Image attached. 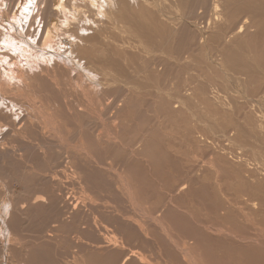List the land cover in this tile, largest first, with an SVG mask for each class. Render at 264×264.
<instances>
[{
    "label": "rangeland",
    "instance_id": "rangeland-1",
    "mask_svg": "<svg viewBox=\"0 0 264 264\" xmlns=\"http://www.w3.org/2000/svg\"><path fill=\"white\" fill-rule=\"evenodd\" d=\"M10 1L0 0V18L10 8ZM191 1L195 3V10L194 15L189 16L190 21L203 29L212 14L204 4L197 5L201 0ZM235 1L233 3L238 7L252 1L256 22H260L259 29L251 26L242 37L230 42L232 39L228 36L226 41L225 37L231 31V17L223 23L211 20L205 27L208 31L206 52L197 35L178 29L177 34L173 28L174 45H183L176 49L182 53L178 57L180 61L163 59L152 72L144 68L145 61L153 56L152 51L159 49L137 54L141 49H117L114 41H119V37H113L112 41L108 39L107 45L97 39L94 50L82 51V57L90 58L98 69L105 70L110 66L114 67L110 68L112 71L119 68L125 73L121 84H110L105 90L98 84L102 79L98 82L84 77L77 80L75 69L61 63L53 64L52 54L67 56L73 41L63 32L57 37L55 46L42 49L44 53L48 51V55L38 51L39 33L34 40L26 36L30 47L0 43L2 71L8 76H17L20 70H29L27 74L33 85L29 94L33 95L37 88L36 96L30 94L31 99L36 103L45 101L48 107L44 105V109L51 115L57 113L59 117L61 114L63 118L64 114L66 119L61 120L64 127L60 128L63 139L67 138L70 129L65 102L78 97L77 103L89 107L86 108L88 115L80 114L71 123L78 138L86 141L85 150L77 151L76 155L69 151L59 154L53 144L55 154L52 148L45 149L50 142L59 141L53 133L47 130L41 135L40 131L28 128L30 141L34 143L43 138L48 142L43 155L32 150L31 153L21 152L26 165L34 166L33 159H40L32 166L33 173L25 175L23 161L19 164L17 158L13 163L21 167L12 165L5 171L0 160L8 192L16 198L19 207L24 199L35 193L48 198L46 207H39L41 209L30 216H22L21 223L14 224L7 238L0 228V249L3 247L6 251L0 256V264H24L26 260H29L28 264H119L123 257L129 258L126 264H190L173 247L174 242L179 246L186 242L192 247L195 260L200 259L202 264H264V126L260 130L257 128L261 120L264 122V0ZM36 4L37 1L23 20L22 35L35 15ZM222 8L224 13L231 10L225 5ZM256 9L259 10L256 12ZM139 10L134 9L137 21L140 19L139 22L148 24L144 9L143 13ZM236 18L240 22L243 15ZM153 21L158 30H169L159 20ZM11 22L17 24L16 20ZM19 27L16 29L21 31ZM41 28L42 21L38 17L33 20L30 35L33 30L41 34ZM191 30L195 34L196 29ZM160 31L158 33L163 36L164 30L163 34ZM155 37L159 38L158 35ZM209 54L213 61L216 60L215 65L208 60ZM238 81L242 83L238 84ZM18 83L9 86L21 85V81ZM39 93H44L42 99H39ZM63 97L64 101L60 99ZM112 100L120 101V106H111L106 113L108 118L101 119L97 103L105 105ZM53 107L56 108L51 109ZM0 109L3 113L9 112L6 103L0 102ZM97 126L98 130L94 131ZM3 132H0V138ZM224 134L228 140L222 136ZM6 139L20 144L23 136L12 132ZM226 147L233 150L229 151L230 155L226 153L228 150L225 152ZM59 155L63 157L59 158ZM66 158L74 164L70 167L77 172L76 183L63 179L67 177ZM121 179L130 182L132 191H129L134 199L120 188ZM183 184L186 188L179 191ZM57 195H62L63 199L66 196L75 198L77 209L71 216ZM129 199L137 205H132ZM141 212H152L153 216L159 214L169 231L163 230L155 221H148ZM47 236H53L52 241L43 242Z\"/></svg>",
    "mask_w": 264,
    "mask_h": 264
},
{
    "label": "bare ground",
    "instance_id": "bare-ground-1",
    "mask_svg": "<svg viewBox=\"0 0 264 264\" xmlns=\"http://www.w3.org/2000/svg\"><path fill=\"white\" fill-rule=\"evenodd\" d=\"M36 1H37V4H36V8L34 10L35 15L33 18L31 17L32 21L30 22V24L28 26V30L26 31V33L24 35H22L23 34L22 31L24 28L23 27L24 26L23 20H26L29 13L32 12L31 8H32L34 2H36ZM241 1H246V0H241ZM233 2H236V1L235 0H201L200 2H198L197 5L204 4L205 9L209 10L210 15L212 14L211 18L209 17L208 19H206L207 20L206 25L203 26L204 27L203 29H201L199 27V25L195 24L193 21H190L191 18H189V16L194 15V10H195L194 9L195 3H193L191 0H186V1L181 0L180 2H178L177 0H11L9 3L10 8H8L7 12L4 13L5 15L3 14V16L0 18V25H1V27H0L1 28L0 29V43L3 46L10 45L11 47H21L23 45H26V46L30 47L29 41H28L26 36L29 35L31 37L30 39L34 40V38L39 33V40L37 42V46L39 48L38 51H41V53H43V55H48L49 54L48 51L47 52L45 51V53H44V50L42 51V49L44 47L51 49V47L55 46V41H57V37L59 36L60 32H63L64 34H67L69 37H72L71 39H73V41H71L72 43H71V46L69 48L70 50H69L67 56L65 55L64 57H62L63 53L62 54H56V55L52 54V57H53L52 61L54 60L53 64L56 66L57 65L56 63H61L64 66L68 65L69 68L75 69L77 80L84 77V78H89L90 80H92L94 82H98L102 79V81L98 82V84L101 87V89L105 90V89L109 88L110 84L116 85L118 82H120V84H121L122 83V76H124L125 73H124V70H121L119 68H118V70L114 69L115 71H112L110 68H114V67H110V66H106L105 70L104 69H98L94 65L93 61L90 58L82 57V55H81L82 51L94 50L95 41H97V39H99L101 44L107 45L108 39H110L112 41L113 37H115V38L119 37L120 38L119 41H116V40L114 41L118 45L117 49L123 50V51H128L131 49H134V50L141 49L140 51L137 52V54H141V53H144L147 51H151L154 48L159 49L158 51H152L153 56L148 61H145V67L144 68H146L147 70L151 69V72H152V70H154L156 68V67L154 68V66H157V63H159L163 59H165V61L170 62L171 60L178 61L179 60L178 57L179 56L181 57V54H182L181 51H180V53L176 52V49L178 50L183 45H181L182 42H181V44L179 43L181 46L174 45V43H173L174 31H172L173 28H174L175 32L177 31V29H178V31L179 30H185V31L188 30V32L190 31L193 35H197L198 38L200 39V43H202L204 48L206 49V52H207V46L205 44V41L207 39L208 31H205V27L207 28L209 26V24L211 23V20L215 21L216 23H223L225 21H228L226 19H228L229 16L231 17L230 18L231 19V21H230L231 22V28H230L231 31L225 37V40L227 41L226 38L229 36L228 39H232L230 42H233L236 38L242 37V35L245 34L251 28V26L255 27L256 30L259 29L257 25H259L260 22L259 23L256 22V16L253 14L254 9L252 6V1H251V3L246 2V4L243 7H238ZM223 5H225L226 8H230L231 10L228 11L227 13H224V10L222 8ZM135 8L141 9V10H139V11H141V13H143V9H144V11H145L144 15L147 16V17L145 16L144 18L148 20V24H145L144 21L143 22L141 21L142 23L139 22L140 19L137 21L138 16L137 15L134 16L136 13L134 11ZM258 10L259 9H256V12ZM238 15H240V16L243 15V18H241L240 22L238 21L239 18H236ZM38 17H39L40 21H42L41 34L39 31L33 30L32 34L30 35L29 30H31L30 28H31V26H33V20L38 18ZM144 18H142V19H144ZM161 19L165 22H162ZM13 20L17 21L16 25L11 22ZM153 20H155L156 22H157V20H159L163 25H166L167 26L166 28H169V30L163 28V30L165 32V34H163V30L161 28L160 29L162 31L158 30V27L156 25L157 23H155ZM253 24H254V26H253ZM2 26H3V29H2ZM18 27L21 28V31H18L16 29ZM192 28L196 29L195 34H194V32H192V30H191ZM165 30H168V31H165ZM158 31L162 32L163 36H160L161 34L158 33ZM155 35H158L159 38H156ZM175 39H176V37H175ZM223 41H224V37H223ZM155 42H156V45H153ZM61 43L64 44V42H61ZM219 43H220V41H219ZM183 44H184V42H183ZM58 46H60V45H58ZM216 47H218V46H216ZM23 48H25V47H23ZM59 48L62 49L61 47H59ZM64 50H65V48H64ZM60 51H62V50H60ZM215 51H217V49ZM162 52H164V53H162ZM174 52H176V54L178 53L177 57L173 56ZM223 54H225V53H223ZM187 55H189V54H187ZM215 55H216V53H215ZM225 55H227V54H225ZM207 56H208V60L211 61L212 64H214L213 62L216 60L214 59V61H213V56L211 54H209ZM222 56H224V55H222ZM3 58L5 59V57H3ZM96 58L98 59V56ZM224 58H227V57L224 56ZM46 60L50 61V58H47ZM230 60H232V59H230ZM240 60H242V59H240ZM98 61H100V60L98 59ZM103 61H105V60H103ZM185 61H187V60H185ZM222 61H223V59H222ZM236 61H238V60H236ZM115 62L116 61H114V64H115ZM227 63H225V64H227ZM176 64H178V62H176ZM237 64L240 65V63H237ZM230 65L231 64H229V66ZM233 65H235V64H233ZM246 65H248V63ZM118 66H119V64H118ZM1 67H0V102L6 103L7 104V110L9 111L8 114H6V113H3L2 112L3 110L0 109V132L2 130L4 131L1 134V138H0V140H2L1 144H0V160L3 162V168L5 171H7L8 167L12 166V165H15L17 167H21L19 164H22L21 162L23 161L22 167L25 170V172H23V173L25 175L26 174L30 175L33 173V170H34L33 167L35 166L37 161L39 162L40 159L38 158V160H36V159H33V157H32V159L35 161L34 166L33 165H31V166L26 165V163H24V160L22 159V156H24V155L21 152L31 153V150H32L36 153H39L40 155H43L44 154L43 151L45 149H51L52 148V151H54L53 148L55 147L56 149L59 150V154L60 153L64 154L66 151L67 152L69 151L72 155H76L77 151H83L86 149V147H85L86 141L84 140V142H82L81 139L78 138V135H77L76 131H74L73 127L71 126V123H73L80 114H84V115L87 114L88 115L87 110L89 107H85L84 105L77 103L76 100H78L77 99L78 97H75L76 100L70 99V100H67V102H65L66 106L68 104L67 115L69 116V119H70V121H69L70 123H68V125H70V129L67 131V138L63 139V136H62L63 130L60 131V128L64 127V124L62 123L61 120L64 119L65 116H64V114H62V116H63V118H62L60 116L61 115L60 114L59 117H61V118L58 119L59 117L57 116L56 112L53 111L56 114L51 115L45 111L44 107L45 106L48 107V104L45 103V101L43 103H36L35 102L36 100L33 101V99H31L32 94L31 93H30L31 95L29 94V90H31L30 88L33 85H31L32 84L31 83V76H29L27 74V72H29V70H20V72L17 74V76H14L11 74H10L11 76H8L6 74L7 72L5 73L2 71ZM6 67L8 68L7 65H6ZM40 68H41V70L46 69V67H40ZM245 68H246V66H245ZM17 69H18V67H17ZM233 69H232V71H233ZM235 70H237V68ZM243 70H242V72H243ZM246 70H244V71H246ZM135 72H136V68H135ZM11 73H13V72H11ZM239 73H241V72H239ZM233 79L234 78H232V80ZM20 81H21V85H15L13 87L9 86L12 83L19 84L18 82H20ZM239 83L241 84L242 82L238 81V84ZM227 84H228V82H227ZM238 84H237V86H238ZM229 85H231V84H229ZM120 86H122V85H120ZM224 86H227V85L225 84ZM20 88H22V90H24V91L21 92L22 90H19ZM34 88H36V87H34ZM123 88H124V86H123ZM231 88L233 89V87H231ZM235 88H236V86H235ZM36 89H35V93L32 92L33 97L36 96ZM18 90H19V92H18ZM235 91L237 92L238 90H235ZM237 93H239V92H237ZM42 94H44V93H42ZM42 94L39 93V95H38V97H40L39 99H42L41 98L43 96ZM241 94H242V92H241ZM243 95H244V93H243ZM55 97L58 98V96H55ZM184 97H186V96H184ZM69 98H74V97H70V95H69ZM244 98H246V97H244ZM60 99L63 100L64 97L60 98ZM87 100H89L90 102L89 101L88 102L91 104V100L90 99H87ZM74 101H76V102L74 103ZM175 101H176V98H175ZM85 104L88 105L87 101ZM176 104H178V103H176ZM92 106L90 108H92ZM111 106L113 108H115V106H117V108H118L120 106V101H119V103H118V101L115 102L113 100L111 102L107 101V103H105V105L101 104L100 102L97 103V107L99 108V111L101 114V119H104V117H106V113L111 108ZM93 107H96V106H93ZM13 108H16L15 109L16 111H13ZM54 108H56V107H53L51 109H54ZM86 108H87V110H86ZM17 112H20L21 115H18ZM89 117H90V115H89ZM106 118H108V116ZM257 119H259V118H257ZM107 120L109 121V119H107ZM65 122L67 123V120ZM260 122L261 123L259 125H257V128L259 130L264 126L263 120H261ZM100 124H102V123H100ZM21 126H23V127L21 128ZM108 126H107V128H109ZM94 127L92 129H94ZM98 127L99 126H97L94 131L98 130ZM104 127H106V126H104ZM28 128L29 129L31 128L35 131H40L41 135H44L48 130L50 133H53L59 141H55V143L50 142V145L47 146V148H45V146L48 142L46 140H44L43 138L39 139L38 141H34V143H33L32 141H30L29 137L27 136L26 131ZM107 128H106V130H107ZM109 129H111V128H109ZM113 129H116V127H113ZM101 130L104 131L103 128ZM263 131H264V127H263ZM12 132H14L16 134H21L23 136V139H22L20 144L11 143V141L7 142L8 140L6 139V137L9 136ZM104 132H106V131H104ZM106 133L108 134L109 132H106ZM99 135H100V133H99ZM222 136L227 137L226 134H224ZM228 139H229V137H227V140ZM34 140H36V139H34ZM210 141H211V143L213 142L212 140H210ZM216 142H218V141H216ZM53 144H54V147L52 146ZM212 144H214V143H212ZM226 146H227V144H226ZM224 150H225V152L228 150L226 153H228L229 151H233L232 149H230L228 147L224 148ZM54 152L56 154L57 151H54ZM48 153H49V155H51L50 151ZM239 153H240V151H239ZM55 154H54V156H55ZM71 154H68V155H71ZM236 154H237V152H236ZM49 155H47V156H49ZM229 155H230V152H229ZM57 156H56V158H57ZM61 156L59 155V158ZM42 157L45 158V156H42ZM15 158H17V160L20 161V162L18 161L19 164H17L16 162H15L16 164L13 163L15 161ZM20 158L22 160H20ZM26 159H27V161L29 160L28 158H26ZM26 159H25V161H26ZM47 159H45V160H47ZM33 160H32V162H33ZM64 160L65 159L63 158V161ZM70 160L71 159H69V161ZM69 161H68V159L65 161V164H66L65 166H68V168L66 170V176L67 177L63 178V179L68 178L72 182L76 183L77 172L75 169H72L73 168L72 165H74V164L72 163V165H71V162H69ZM30 162H31V160H30ZM61 162L58 164H61ZM43 164H44V162H43ZM39 165H41V164H39ZM42 165H41V167H43ZM70 165L72 166V168L70 167ZM76 165H77V162H76ZM44 166L47 167V165H44ZM62 166H63V164H62ZM37 167H40V166H37ZM262 167H264V165H262ZM38 170H40V169L38 168ZM3 176H4V174L2 173V171L0 169V228L5 233V237L7 238V234H8V232L11 231V228H14V224L15 223H21V217L22 216H24V217L30 216L31 214H33V212L37 213V211H39L41 209L39 207H46L48 198L43 194L36 195V193H35V195H34L32 193L33 195L28 199H24L22 206L19 207L17 202H16V198L13 197V195L10 194V192H8L7 184H6ZM62 176L65 177L64 173ZM63 179H61V180H63ZM125 181L122 179H121V182L119 181L120 182V188L125 193V195H127L129 197L128 192H129V194L131 193L129 191V190H131L130 189L131 187L129 186L130 182L128 184L127 182L125 183ZM59 182H61V181H59ZM71 185H73V183H71ZM60 186H61V184H60ZM51 188H53V187H51ZM185 188H186V186H185V184H183V185H181L179 191H181V190L183 191ZM57 190H58V188H57ZM58 192H59V190H58ZM42 193H43V191H42ZM54 193H57V192H54ZM57 198L59 199V201L61 200L65 204L64 205L65 208L67 210H69L68 211L69 216L72 215L71 212H73L74 209L75 210L77 209L76 201H75V198L73 196H66L63 199L62 195L61 196L57 195ZM131 198H133V196ZM129 201L131 202V199H129ZM131 204L137 205V203H135V202H133V203L131 202ZM67 206H69V207H67ZM136 207H138V206H136ZM139 211H140V209H139ZM137 213H139V212H137ZM143 213H145V212H143ZM143 213H142V215L145 216V218L146 217L149 218L148 221H155L156 222L155 224L159 225L163 230L169 231L163 225L162 221L160 220L161 218L158 217L159 214L157 216H153L152 212H148V213L146 212L145 214H143ZM52 239H53V236H47L43 242H46L48 240L52 241ZM17 245H18V243H17ZM173 247L178 251L179 255L181 256V254H182L184 256V260L185 261L188 260V262L190 264H202L200 259L195 260L196 256H194L192 251H191L192 247L188 246L186 244V242H183L181 246H179V244L174 242ZM4 249H3V247L0 249V256L1 255L3 256V253L6 252ZM7 250H9V246L7 247ZM128 259H129L128 257H123L119 264H126ZM16 262L19 263V261H17V260H16ZM28 262H29V260H26V261H24V264H28ZM12 263H14V262H12Z\"/></svg>",
    "mask_w": 264,
    "mask_h": 264
}]
</instances>
